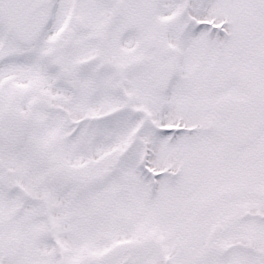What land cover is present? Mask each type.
<instances>
[{
    "label": "snow or ice",
    "instance_id": "1",
    "mask_svg": "<svg viewBox=\"0 0 264 264\" xmlns=\"http://www.w3.org/2000/svg\"><path fill=\"white\" fill-rule=\"evenodd\" d=\"M0 264H264V0H0Z\"/></svg>",
    "mask_w": 264,
    "mask_h": 264
}]
</instances>
